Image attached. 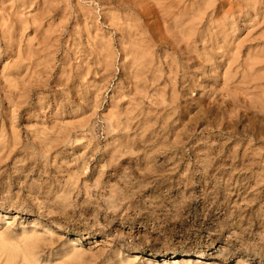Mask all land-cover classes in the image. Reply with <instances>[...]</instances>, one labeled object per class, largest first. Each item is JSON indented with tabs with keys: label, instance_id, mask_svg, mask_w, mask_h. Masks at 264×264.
<instances>
[{
	"label": "rangeland",
	"instance_id": "obj_1",
	"mask_svg": "<svg viewBox=\"0 0 264 264\" xmlns=\"http://www.w3.org/2000/svg\"><path fill=\"white\" fill-rule=\"evenodd\" d=\"M261 12L0 0V264H264Z\"/></svg>",
	"mask_w": 264,
	"mask_h": 264
},
{
	"label": "bare ground",
	"instance_id": "obj_2",
	"mask_svg": "<svg viewBox=\"0 0 264 264\" xmlns=\"http://www.w3.org/2000/svg\"><path fill=\"white\" fill-rule=\"evenodd\" d=\"M155 4V3H154ZM3 6V5H2ZM46 7V6H45ZM200 8V7H199ZM201 9V8H200ZM157 10V9H156ZM198 10V9H197ZM194 12H196V11H194ZM159 14V13H158ZM218 14V13H217ZM220 14V13H219ZM232 14V13H231ZM259 15H261V16H264V14H262V12H261V14H259ZM5 16V15H4ZM192 16H194V15H192ZM261 16H260V18H261ZM252 17V16H251ZM1 18V17H0ZM225 18H227V17H225ZM224 18V19H225ZM213 19V18H212ZM220 19V18H219ZM256 19V18H255ZM259 19V18H258ZM16 21V20H15ZM182 21H183V19H182ZM212 22V21H211ZM259 22V21H258ZM214 23V22H213ZM232 23V22H231ZM129 24V23H128ZM179 24H181V23H179ZM181 26V25H180ZM188 26V25H187ZM169 27V26H168ZM171 27V26H170ZM19 28V27H18ZM124 28V27H123ZM214 28V27H213ZM215 29H216V27H215ZM16 30V29H15ZM175 30H176V28H175ZM191 30V29H190ZM211 31H212V29H211ZM225 29H224V27L223 26H221L220 27V32L222 33L221 35H224L223 33H225ZM202 33V32H201ZM213 33H214V31H213ZM254 34V33H253ZM195 35V34H194ZM210 35V34H209ZM216 36V35H215ZM26 37V36H25ZM181 37V36H180ZM196 37H197V35H196ZM181 38H183V37H181ZM195 38V37H194ZM215 38H217V37H215ZM211 39V38H210ZM219 39V38H218ZM223 39H225L224 37H223ZM208 41V40H207ZM19 43V42H18ZM189 43V42H188ZM11 46V45H10ZM175 52V51H174ZM258 52V51H257ZM235 55V54H234ZM251 55V54H250ZM168 61V60H167ZM178 61V60H177ZM252 61V60H251ZM250 61V62H251ZM161 62V61H160ZM254 62V61H253ZM162 63V62H161ZM177 63V62H176ZM181 63V62H180ZM183 64V63H182ZM250 65H252V63H250ZM168 66V65H167ZM235 66V65H234ZM178 68V67H177ZM164 69V68H163ZM237 90V89H236ZM3 244V243H2ZM3 247V246H2ZM32 247V246H31ZM1 254V253H0ZM25 259V258H24ZM171 259H173V258H170V259H167V258H162V260H161V264H167V263H169L170 262V260ZM26 260V259H25ZM197 261V260H196ZM16 263V262H15Z\"/></svg>",
	"mask_w": 264,
	"mask_h": 264
}]
</instances>
